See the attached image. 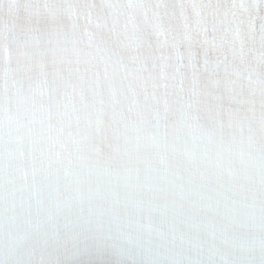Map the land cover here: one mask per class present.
<instances>
[{"label":"snow or ice","instance_id":"6c2138e0","mask_svg":"<svg viewBox=\"0 0 264 264\" xmlns=\"http://www.w3.org/2000/svg\"><path fill=\"white\" fill-rule=\"evenodd\" d=\"M0 264H264V0H0Z\"/></svg>","mask_w":264,"mask_h":264}]
</instances>
